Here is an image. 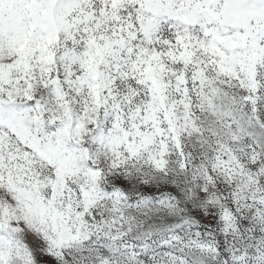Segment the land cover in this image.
Instances as JSON below:
<instances>
[{
    "label": "snow or ice",
    "instance_id": "1",
    "mask_svg": "<svg viewBox=\"0 0 264 264\" xmlns=\"http://www.w3.org/2000/svg\"><path fill=\"white\" fill-rule=\"evenodd\" d=\"M0 264H264V0H0Z\"/></svg>",
    "mask_w": 264,
    "mask_h": 264
}]
</instances>
